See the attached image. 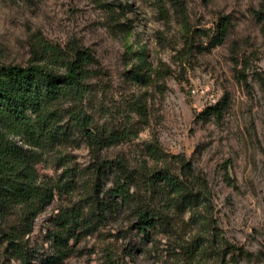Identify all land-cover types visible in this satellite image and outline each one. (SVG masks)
Wrapping results in <instances>:
<instances>
[{"label":"rangeland","instance_id":"rangeland-1","mask_svg":"<svg viewBox=\"0 0 264 264\" xmlns=\"http://www.w3.org/2000/svg\"><path fill=\"white\" fill-rule=\"evenodd\" d=\"M220 21L227 35L212 47ZM43 44L92 59L84 106L102 144L65 118L70 142L59 149L84 180L95 162L116 157L151 167L144 147L156 140L173 174L189 166L200 200L187 206L171 196L168 218L148 236L123 207L70 242L62 264H264V0H0V65L25 66ZM131 126L136 135L116 137ZM57 159L37 165L41 179L61 172ZM102 181L110 187L114 174ZM68 204L56 196L35 220L33 264H48L47 233ZM0 264H22L1 238Z\"/></svg>","mask_w":264,"mask_h":264},{"label":"trees","instance_id":"trees-1","mask_svg":"<svg viewBox=\"0 0 264 264\" xmlns=\"http://www.w3.org/2000/svg\"><path fill=\"white\" fill-rule=\"evenodd\" d=\"M159 10L164 9L159 6ZM226 35L227 22L220 21L212 47L222 45ZM91 63L85 52L70 55L43 44L33 50L25 66L0 65V238L22 264L35 260L29 236L37 217L56 196L69 199V204L58 211L48 230L52 251L48 264H62L72 251L70 242L93 234L123 207L132 206L136 229L148 236L162 217L168 218L171 196L187 206L200 202L189 185V166L183 167L184 180L173 174L165 167L168 156L156 140L144 147L151 167L144 160L131 168L126 159L116 157L95 162L91 181L84 180L83 170L59 154L70 142L65 118L88 143L102 144L90 130L92 117L84 106L95 74L88 69ZM226 102L213 107V114H221ZM136 134L131 126L116 137L128 139ZM51 155L59 158L61 172L41 179L37 165ZM111 173L114 182L106 188L102 180ZM139 191L145 196H139ZM76 194L79 199L74 202Z\"/></svg>","mask_w":264,"mask_h":264}]
</instances>
